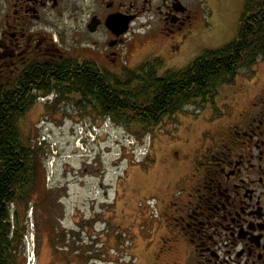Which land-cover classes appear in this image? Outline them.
Returning <instances> with one entry per match:
<instances>
[{"label":"flooded vegetation","instance_id":"flooded-vegetation-1","mask_svg":"<svg viewBox=\"0 0 264 264\" xmlns=\"http://www.w3.org/2000/svg\"><path fill=\"white\" fill-rule=\"evenodd\" d=\"M196 7V0H0V93L8 92L19 78L43 71L48 60L90 63L103 73L123 72L122 77L134 73L137 69L123 70L121 63L128 42L137 41L135 29H149L152 49L160 48L151 60L159 75L181 71L188 65L181 70L176 65L186 43L195 37ZM111 17L126 22L124 33L123 25L118 32L106 26ZM143 18L146 22L141 25ZM67 26L76 41L87 44L81 53H70L59 42L62 37L49 30ZM94 36L102 40L101 50L90 46H99ZM110 57L111 67L98 62ZM245 69L251 76L240 74ZM203 110L219 112L212 122L214 132L197 153L186 194L160 209L168 233L161 239L162 234L156 233L160 248L157 244L148 264H264V59L238 70L233 82L208 99ZM67 189L58 204L68 199L63 195ZM56 199L51 197L55 205ZM74 215L88 228L96 218L92 215L88 221ZM70 232L76 231L62 230L61 237ZM156 237L147 243L148 249ZM131 257L126 264L136 263L135 255ZM90 261L81 264H96Z\"/></svg>","mask_w":264,"mask_h":264},{"label":"rangeland","instance_id":"rangeland-1","mask_svg":"<svg viewBox=\"0 0 264 264\" xmlns=\"http://www.w3.org/2000/svg\"><path fill=\"white\" fill-rule=\"evenodd\" d=\"M196 2L195 37L180 52L177 70L183 69L206 52L231 44L238 33L244 0ZM145 22L143 18L141 25ZM49 30L56 33L58 38L62 37L59 42L65 49H70L72 54L81 53L80 50L87 46L86 43L81 41L80 44V40H75L74 31L69 26L66 29L50 27ZM148 31L149 29H135L137 41L134 39L127 44V52L121 63L123 70L134 72L140 66L151 63L160 54V48L152 49L154 39ZM93 39L99 42V46L92 43L90 46L101 50L102 40L99 41L96 36ZM89 57L97 62L92 55ZM111 60L110 57L98 62L111 67ZM164 66L170 67L167 64ZM113 73L121 78L123 72ZM240 74L249 77L251 73L245 69ZM240 83L237 79L236 85ZM227 89L229 88H225ZM50 113L46 106L36 102L22 125L29 144L48 149H45L47 155L43 162L44 181L50 177V172L53 173L48 185V190L52 193L47 195L52 202V212L45 205V198L43 203L40 202L41 205H37L34 199L33 215L29 216L28 210L32 208L29 206L28 215L23 220L26 233L22 263L26 264L27 257L33 252L35 264H81L87 260L96 264H126L132 261V255L136 257L135 264H148L150 256L158 251L156 233L162 234L160 239L168 233L167 220L161 217L160 209L168 207L169 202L176 200L178 196L183 197L188 191L195 162L199 159L197 153L203 146L204 139L212 136V122L219 117V112L215 110L211 114L197 107H188L184 109V114L177 115V120L165 118L151 137L135 128L117 129L110 124L111 137L120 138L128 132L137 137H133L135 141L142 143V140L146 142L151 138L150 156L143 161H146L144 164L139 161L140 158H134L122 147H113L114 138L103 139L102 136L96 139L94 146L89 147L88 155V152L80 156L75 154L73 158L71 154L76 141L74 134L78 133L79 126L91 124L103 127V121L101 123V119L91 118L89 113L78 110L71 101L62 102L61 107L52 108ZM76 122L79 125H75ZM49 138L50 144L47 146L42 139ZM39 143L43 144L42 147L37 146ZM107 146H111L109 153V150L106 153ZM52 151L59 152L65 158L63 162L52 159ZM54 160L56 162L52 168ZM65 186L68 189L63 195L67 194L68 199L58 204L57 200L62 196L60 194ZM51 197L57 198V205L53 204ZM74 214H81L88 221L92 215L96 216L93 220L96 222L88 228ZM60 218L63 219L58 223L56 219ZM69 229L76 232H70L62 238L61 231H72ZM154 237L156 242L148 249L147 243L150 239L154 240Z\"/></svg>","mask_w":264,"mask_h":264},{"label":"trees","instance_id":"trees-1","mask_svg":"<svg viewBox=\"0 0 264 264\" xmlns=\"http://www.w3.org/2000/svg\"><path fill=\"white\" fill-rule=\"evenodd\" d=\"M259 59H264V0H244L235 41L206 52L181 71L159 75L147 63L119 78L94 64L48 60L43 71L16 80L0 93V264H23V220L34 199L39 205L47 196L45 151L29 144L22 130L38 97L57 95L53 104L44 105L49 113L71 101L78 110L109 118L118 127L152 134L165 118L184 114L187 107L204 109L238 70ZM45 205L50 208L47 201Z\"/></svg>","mask_w":264,"mask_h":264},{"label":"built area","instance_id":"built-area-1","mask_svg":"<svg viewBox=\"0 0 264 264\" xmlns=\"http://www.w3.org/2000/svg\"><path fill=\"white\" fill-rule=\"evenodd\" d=\"M51 98H42L39 99V101L41 103H45L46 101H50ZM79 131L77 133L78 136V142L80 143V141L85 140L87 143H91L94 144L96 139L99 136H102L104 138V136L109 135V129H110V122L108 120H105L103 122V127L100 126H96V125H91V124H82L79 126ZM80 132V133H79ZM101 134V135H100ZM111 136V135H110ZM128 145L132 146L133 142L128 141L127 142ZM31 261V259H29V262Z\"/></svg>","mask_w":264,"mask_h":264},{"label":"water","instance_id":"water-1","mask_svg":"<svg viewBox=\"0 0 264 264\" xmlns=\"http://www.w3.org/2000/svg\"><path fill=\"white\" fill-rule=\"evenodd\" d=\"M125 23H122V22L118 21L116 18L111 17V19L106 22V26L109 29H111L113 32H118L117 31L118 26H120V25L122 26L123 25L124 27H123L122 33H124L125 32Z\"/></svg>","mask_w":264,"mask_h":264},{"label":"bare ground","instance_id":"bare-ground-1","mask_svg":"<svg viewBox=\"0 0 264 264\" xmlns=\"http://www.w3.org/2000/svg\"><path fill=\"white\" fill-rule=\"evenodd\" d=\"M35 145V144H34Z\"/></svg>","mask_w":264,"mask_h":264}]
</instances>
